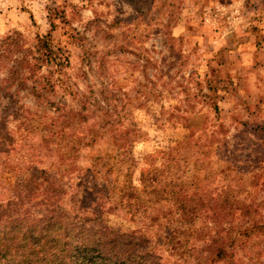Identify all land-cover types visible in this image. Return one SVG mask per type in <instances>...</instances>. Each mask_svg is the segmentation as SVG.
Here are the masks:
<instances>
[{
    "label": "rangeland",
    "instance_id": "1",
    "mask_svg": "<svg viewBox=\"0 0 264 264\" xmlns=\"http://www.w3.org/2000/svg\"><path fill=\"white\" fill-rule=\"evenodd\" d=\"M102 122L64 172L48 131ZM252 225L264 0H0V264H264Z\"/></svg>",
    "mask_w": 264,
    "mask_h": 264
},
{
    "label": "trees",
    "instance_id": "2",
    "mask_svg": "<svg viewBox=\"0 0 264 264\" xmlns=\"http://www.w3.org/2000/svg\"><path fill=\"white\" fill-rule=\"evenodd\" d=\"M36 51L38 52V57L34 58L36 59V61H38L37 65H39L40 67L44 65H48V66H55L57 67V65H62V64H68L67 61V57H63L60 53H58L57 50L53 49V47L50 45L49 40L47 39V37L45 36H38L37 40H36ZM61 69V68H60ZM62 70V69H61ZM65 72V71H62ZM60 81V80H59ZM54 82L49 81L48 80V84L50 85V88L53 89L54 87ZM63 90L66 89V87H62ZM32 93L36 96V97H40V93L38 91H32ZM72 96L75 97V95L73 94ZM66 117L60 120V123L62 124H70L72 123L70 121V116L74 118V116L76 117V119L78 117L82 118L83 116V112L82 110H67L66 112ZM76 119H73V121L75 122ZM56 121H53L52 124H54ZM109 126L111 128H114L113 125L109 124ZM52 131H48L51 133V135H55V137L59 136L61 138V140L63 141V144L65 145V151L64 153L60 156V160L61 162H65V168L63 169L64 172H67L68 170H70L72 168L71 165V161L72 158L74 156V153L76 152V150L83 145V143L86 142H90L91 140H96L95 138L97 137H101L102 135H104L105 133H107V131H109L110 129L106 127L105 123L102 122L100 125V128L98 129H91V128H86L85 131L86 133H84L86 136L88 134V136L91 139H82L84 134H81V137L76 136V130L72 127L68 128V129H58V131H55L54 129H52ZM57 134V135H56ZM95 137V138H93ZM115 142H121L123 144L126 143L127 139H113ZM65 141V142H64ZM187 196H183L182 201H186L188 199H186ZM241 209L242 212H244V214L247 213V207L246 206H242L239 207ZM264 225H252L250 228L245 229L244 231H242V236H244L245 238H249L251 234H254L258 231L261 230V228H263ZM226 253V258H227V252L225 250L218 249L217 253H216V260L221 259L223 256H225ZM230 256V255H229ZM20 262V261H18ZM205 264V263H204Z\"/></svg>",
    "mask_w": 264,
    "mask_h": 264
}]
</instances>
